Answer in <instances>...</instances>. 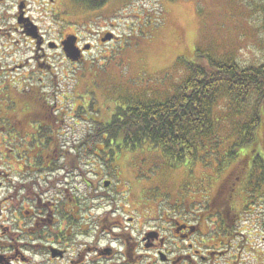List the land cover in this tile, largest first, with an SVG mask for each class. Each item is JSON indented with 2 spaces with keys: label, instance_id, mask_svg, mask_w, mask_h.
Here are the masks:
<instances>
[{
  "label": "rangeland",
  "instance_id": "obj_1",
  "mask_svg": "<svg viewBox=\"0 0 264 264\" xmlns=\"http://www.w3.org/2000/svg\"><path fill=\"white\" fill-rule=\"evenodd\" d=\"M49 5L56 13H64L65 22L45 12L35 0L29 14L40 26L34 23L37 33L46 40L44 52L37 37H31L38 36L32 33L31 24L27 36L33 40L20 28L0 35V98L7 95L15 102L17 113L32 103L34 119L43 117L38 116L44 114L41 100L46 106L60 108L55 116L62 120L58 126L63 128L60 132H64L66 142L57 147L69 149L77 144L72 149L78 156L79 169L74 172V159L58 173H47L45 180L76 192L82 201H91L88 197H92L90 203L95 204L120 202L118 192L128 187L132 192L126 194L130 201H139L136 193L145 189V195L151 197L162 196L158 193L162 191L163 201L176 200L181 191L193 192L194 200L201 201L203 193L210 190V178L215 179L211 165L188 160L170 165L163 152L150 143L133 149L121 145L117 150H108L98 131L117 107L174 95L188 73L187 63L194 58L196 49L218 59L232 56L241 67L263 63L264 0H108L93 10L70 0H49ZM107 33L114 39L102 42ZM63 35H75L82 49L86 48L82 60L70 62L62 50L48 46L52 41L59 43ZM5 66L15 68L16 75H9ZM32 89L29 95L25 93ZM218 105L214 110L220 116L227 104L222 101ZM90 106L92 112H79L80 107L87 110ZM51 119L36 122L53 123ZM224 126L227 132L230 125L224 122ZM221 136L226 139L223 132ZM3 142L0 149L10 154L12 144L4 137ZM39 147L35 146L33 153ZM43 149L51 151L54 147L45 145ZM56 153L64 154L63 149ZM54 162L57 166L65 163L60 157ZM234 164L227 163L222 172ZM1 168L11 176L2 177L4 196L12 186L11 178L15 181V173L11 175L14 166L10 168L3 162ZM104 181H110V185L105 187ZM252 211L253 216L264 217V201ZM252 245L255 249L243 254L242 259L249 264H264V248L261 244Z\"/></svg>",
  "mask_w": 264,
  "mask_h": 264
},
{
  "label": "flooded vegetation",
  "instance_id": "obj_2",
  "mask_svg": "<svg viewBox=\"0 0 264 264\" xmlns=\"http://www.w3.org/2000/svg\"><path fill=\"white\" fill-rule=\"evenodd\" d=\"M35 2L64 21V13L51 10L49 0ZM33 4L34 0H0V35L20 28L33 40L27 36L28 25L37 23L29 15ZM37 27L32 33L38 35L44 52L46 40ZM65 37L48 46L61 51ZM77 44L82 48L79 41ZM7 66L4 69H9V75H16L17 70ZM45 107L44 114L38 115L43 117L34 119L32 103L17 113L15 102L7 95L0 98V144L4 137L13 146L10 154L0 149V264H249L242 256L255 249L252 244L264 248V217L259 219L252 211L264 201V186L257 190L255 183L259 182L251 180L240 165H231L215 183L211 179L213 184L201 201H195L193 192L187 191H181L174 201H163L162 191H158L162 196L151 197L145 195L146 189L136 193L139 201H130L128 187L118 192L120 202L95 204L90 203L92 197L82 201L65 186L52 185L45 180L47 173H58L74 159L76 172L79 159L72 149L76 143L69 149L57 147L66 142L60 132L63 128L58 126L62 120L55 116L60 108H41ZM47 117L54 122H36ZM45 145L54 149L45 150ZM58 149L64 154L56 153ZM59 157L64 166L54 162ZM2 162L14 166L11 175L15 173L4 196L2 177L11 176L2 170Z\"/></svg>",
  "mask_w": 264,
  "mask_h": 264
},
{
  "label": "trees",
  "instance_id": "obj_3",
  "mask_svg": "<svg viewBox=\"0 0 264 264\" xmlns=\"http://www.w3.org/2000/svg\"><path fill=\"white\" fill-rule=\"evenodd\" d=\"M70 1L93 10L108 0ZM193 55L187 63L188 73L174 95L160 101L152 99L117 107L101 123L98 135L103 137L108 150L122 146L133 149L150 143L163 152L170 165L185 160L199 161L211 165L216 175L223 173L225 165L233 161L251 180L259 182L255 185L261 190L264 186V62L241 67L232 56L218 59L197 49ZM222 101L227 107L217 116L214 109ZM41 105L46 106L44 100ZM91 110V106L81 109L82 113ZM224 122L230 125L227 132ZM221 132L226 139H222Z\"/></svg>",
  "mask_w": 264,
  "mask_h": 264
},
{
  "label": "water",
  "instance_id": "obj_4",
  "mask_svg": "<svg viewBox=\"0 0 264 264\" xmlns=\"http://www.w3.org/2000/svg\"><path fill=\"white\" fill-rule=\"evenodd\" d=\"M32 37L36 38L37 36L32 35ZM112 38L111 33H107L101 41H108ZM76 43V37L74 35H69L66 37L64 41H62V49L63 52L65 53L66 58H68L71 61H78L81 58V51L78 49L75 45ZM50 47H54L55 45H49ZM86 49V48H85ZM107 185V183H106Z\"/></svg>",
  "mask_w": 264,
  "mask_h": 264
}]
</instances>
